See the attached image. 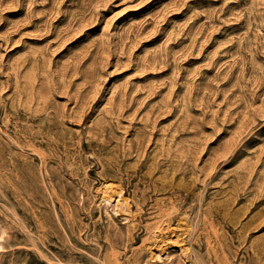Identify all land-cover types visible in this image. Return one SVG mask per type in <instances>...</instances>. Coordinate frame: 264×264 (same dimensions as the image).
<instances>
[{"label": "rangeland", "instance_id": "374dc122", "mask_svg": "<svg viewBox=\"0 0 264 264\" xmlns=\"http://www.w3.org/2000/svg\"><path fill=\"white\" fill-rule=\"evenodd\" d=\"M0 264H264V0H0Z\"/></svg>", "mask_w": 264, "mask_h": 264}, {"label": "bare ground", "instance_id": "6f19581e", "mask_svg": "<svg viewBox=\"0 0 264 264\" xmlns=\"http://www.w3.org/2000/svg\"><path fill=\"white\" fill-rule=\"evenodd\" d=\"M119 194H120V190L112 189L109 185L105 184L104 188H101V190H100V199L103 202L111 203V204L113 202L112 200H114L115 202L113 203V205L115 207L119 208L122 206V205L118 204V201L120 200Z\"/></svg>", "mask_w": 264, "mask_h": 264}]
</instances>
